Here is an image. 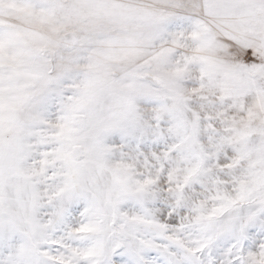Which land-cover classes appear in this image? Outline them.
<instances>
[{
    "label": "snow or ice",
    "instance_id": "1",
    "mask_svg": "<svg viewBox=\"0 0 264 264\" xmlns=\"http://www.w3.org/2000/svg\"><path fill=\"white\" fill-rule=\"evenodd\" d=\"M0 264H264V0H0Z\"/></svg>",
    "mask_w": 264,
    "mask_h": 264
}]
</instances>
